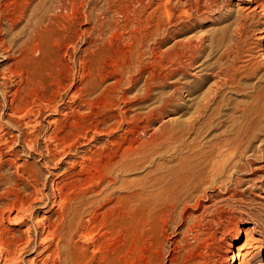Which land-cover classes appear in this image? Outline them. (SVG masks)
<instances>
[{
    "label": "rangeland",
    "instance_id": "rangeland-1",
    "mask_svg": "<svg viewBox=\"0 0 264 264\" xmlns=\"http://www.w3.org/2000/svg\"><path fill=\"white\" fill-rule=\"evenodd\" d=\"M153 1L175 13L137 62L136 0H79L42 58L58 0H0V264H264V0ZM30 60L52 70L25 91Z\"/></svg>",
    "mask_w": 264,
    "mask_h": 264
},
{
    "label": "bare ground",
    "instance_id": "bare-ground-1",
    "mask_svg": "<svg viewBox=\"0 0 264 264\" xmlns=\"http://www.w3.org/2000/svg\"><path fill=\"white\" fill-rule=\"evenodd\" d=\"M81 1V0H80ZM137 1V3L139 4V6H140V8H139V10H137V9H132V7L131 6H125L124 8H123V12H124V14H125V16L128 18V19H134V17H136L137 18V21L136 22H134L133 20H132V27L134 28V31H133V34H132V42L133 43H135L136 42V44H137V48H138V50H137V57L136 58H134L137 62H141V60H142V58H141V55L142 54H140V52H141V48L147 43H149L150 41H153L157 36H158V34H159V30L163 27V25H164V18H165V16H167L168 17V20L167 21H170V19H171V16L175 13V10H173L172 9V6L170 7V4H169V2L168 3H166V4H163V5H160V4H158V3H155L153 0H149V3L147 4H145V2H144V0H136ZM206 1V0H205ZM165 2V1H164ZM59 3V4H58ZM58 5L56 6V7H54V10H53V14H52V16L51 17H49V18H47V17H44L43 19L44 20H38L36 23H35V25H34V29L32 30V32H34V34H33V38H30L27 42L26 41H24V42H26L24 45H25V47H26V44L28 45V47H27V52H26V54H24L25 55V57L24 58H28L29 56H30V54H33L34 53V55H37V54H40V56L42 55L43 57H46L47 56V54L48 53H52V52H46V51H50V50H52V45L50 44V42L49 43H45L43 40H41L40 39V32H43L44 34H47L49 37L48 38H50L51 39V41H58V42H60L61 40H64V39H69L70 41L73 39V37H74V35H75V32H76V28H77V20H78V17H79V14H80V3H79V0H58ZM191 3V2H190ZM2 4V3H1ZM193 4V3H192ZM192 4H191V6H192ZM214 4V3H213ZM195 5H197V3H195ZM5 6V5H4ZM3 6V7H4ZM189 6V5H188ZM2 7V6H1ZM196 8H198V7H196ZM190 9V8H189ZM5 9L3 8V11H4ZM149 10H152L150 13H149ZM186 11V10H185ZM190 11H192V10H190ZM1 12V11H0ZM5 13V12H4ZM7 13V12H6ZM183 13V12H182ZM188 13H190V12H188ZM185 15H187V12L186 13H184ZM183 15V14H182ZM133 16V17H132ZM184 16V15H183ZM87 17H88V15H87ZM90 17V16H89ZM2 18V17H1ZM18 19V18H17ZM130 19V20H131ZM11 20H13V19H11ZM18 20H20V19H18ZM17 21V20H16ZM13 22V21H12ZM170 23V22H169ZM14 24V23H13ZM130 24V25H131ZM233 25V24H232ZM102 26V25H101ZM260 27V26H259ZM229 29H232V27L231 28H229ZM45 36V35H44ZM31 37V36H30ZM46 37V36H45ZM45 40V39H44ZM49 40V39H48ZM34 42V44H32V45H30L29 46V44H30V42ZM16 43V42H15ZM52 43V42H51ZM54 43V42H53ZM65 43V42H64ZM55 46H57V44H54ZM72 45H74V44H72ZM76 45V44H75ZM213 45V44H212ZM22 46V45H21ZM179 46H181L184 50H186L187 52H191L192 54H194L193 56H195L196 54H198L199 52H201V50H202V48H203V43L202 42H199V44H195V43H193L192 42V40H190V41H186L185 43H182L181 45L179 44ZM181 48V49H182ZM54 49V48H53ZM58 49V48H57ZM24 52L23 53H25V50H23ZM152 51H154V49L152 50ZM57 52H58V50H57ZM155 52V51H154ZM154 52H152V53H154ZM35 53H37V54H35ZM57 54V53H56ZM136 55V54H135ZM42 56H41V58H42ZM143 56V55H142ZM155 56V55H154ZM157 56V55H156ZM193 56L192 57H190L189 59H187L190 63H193V60L195 59V58H193ZM182 55L180 56V57H178L176 60H178V61H182ZM184 57V56H183ZM186 57V56H185ZM23 58V59H24ZM36 59V58H35ZM155 59H157V57L155 58ZM154 58H153V60H155ZM40 60V59H39ZM35 61H37V60H30L29 62L27 61V66L24 68V69H22L23 71L21 72V79L23 80V87L22 88H25V91H28V90H30V89H32V88H35V87H37L36 89H40V88H44V86H45V83H46V79L44 78V75H43V73H45V72H47V71H51L52 70V66L50 65V63H49V70L47 69L46 71H45V68L48 66V65H44V66H42V65H40V64H37V63H35ZM154 62V61H153ZM185 62V61H184ZM47 63V62H46ZM188 63V62H187ZM51 64H53V63H51ZM139 64V63H138ZM54 65V64H53ZM180 65H182V64H180ZM22 67V66H21ZM62 68V67H61ZM45 71V72H44ZM15 72V71H14ZM13 72V73H14ZM54 72V71H53ZM17 73V72H16ZM51 73V72H50ZM49 73V74H50ZM18 75L20 74V73H17ZM16 74V75H17ZM46 74H48V73H46ZM62 74V73H61ZM49 76V75H48ZM55 76V75H54ZM66 76V75H65ZM47 77V76H46ZM53 77V76H52ZM19 78V77H18ZM58 79V78H57ZM51 80V79H50ZM58 81V80H57ZM56 81V82H57ZM50 82V81H49ZM55 82V83H56ZM63 82V81H62ZM21 83V82H20ZM48 84H51V83H48ZM46 85H47V83H46ZM52 85V84H51ZM56 85H58V82L56 83ZM63 85H64V83H63ZM72 86V85H71ZM56 87V86H55ZM57 87H59V86H57ZM56 87V88H57ZM66 87V86H65ZM60 88V87H59ZM67 88V87H66ZM61 89V88H60ZM34 90V89H33ZM32 90V91H33ZM52 90V89H51ZM31 91V90H30ZM17 92H19V91H17ZM35 92H37V90H35ZM51 92V91H50ZM58 92H59V90H58ZM57 92V93H58ZM25 93V92H24ZM39 93V92H38ZM80 93V92H79ZM28 93H26V95H27ZM54 94V93H53ZM18 94H16V96H17ZM29 95H32L31 93L29 94ZM29 95H27V96H29ZM37 95V94H36ZM40 95V94H39ZM52 95V94H51ZM51 95H49V97H51ZM15 96V97H16ZM38 96V95H37ZM43 96H45L44 94H43ZM54 96V95H53ZM19 97V96H18ZM24 97V96H23ZM33 97H35V96H33ZM41 97V96H40ZM46 97V96H45ZM56 97V96H55ZM15 99V98H14ZM18 99V98H17ZM30 99V98H29ZM31 99H32V97H31ZM40 99V98H39ZM27 99H25V98H21V103L22 104H27V101H26ZM33 100H35V98L33 99ZM41 100V99H40ZM43 100H44V98H43ZM46 101H47V99H46ZM52 101V100H51ZM16 102V101H15ZM29 102H30V100H29ZM55 102V101H54ZM13 103V102H12ZM29 104V103H28ZM32 104V103H31ZM16 105H17V103H16ZM15 105V106H16ZM30 105V104H29ZM50 105V104H49ZM53 105V104H52ZM24 106V105H23ZM33 106V104L30 106V109H31V107ZM25 108H27V107H24V109ZM13 109V108H12ZM11 109V110H12ZM14 109H15V107H14ZM14 109H13V111H14ZM18 109V108H17ZM17 109H16V111H17ZM29 109V110H30ZM27 110H28V108H27ZM27 110H25L26 112H27ZM21 111V110H20ZM24 111V110H23ZM32 111V110H31ZM30 111V112H31ZM34 111V110H33ZM32 111V112H33ZM31 112V113H32ZM15 113V112H14ZM21 113V112H20ZM23 113H25V112H23ZM33 113H35V112H33ZM32 113V114H33ZM16 114V113H15ZM18 114V113H17ZM30 116H32L31 114H29ZM26 116H28V115H26ZM25 116V117H26ZM23 117V116H22ZM29 127V126H28ZM73 127V126H72ZM59 130V129H58ZM63 131V130H62ZM65 133V132H64ZM53 134V133H52ZM63 134V133H62ZM56 137V136H55ZM57 137H59L58 136V134H57ZM65 137V136H64ZM52 138V137H51ZM50 138V139H51ZM54 138V137H53ZM63 138V137H62ZM56 139H58V138H56ZM59 141V140H58ZM70 142V141H69ZM57 143V142H56ZM55 143V144H56ZM65 143H66V141H60L59 142V145L60 146H63V145H65ZM58 144V143H57ZM68 145V149L67 150H71V148L73 147V145L72 146H70L69 144H67ZM70 146V147H69ZM27 147H29V146H27ZM63 147H65V146H63ZM50 149V148H49ZM48 150V149H47ZM36 153V152H35ZM43 153V152H42ZM40 155V154H39ZM43 155V154H42ZM45 155V154H44ZM42 157V156H41ZM56 157V156H55ZM43 158V157H42ZM44 161H45V159H44ZM58 164H59V162H58ZM57 164V165H58ZM64 164V163H63ZM47 165V164H46ZM56 165V164H55ZM56 165V166H57ZM60 165V164H59ZM47 166H49V165H47ZM39 172H41L40 170H38ZM38 172V173H39ZM32 174V173H31ZM2 175V174H1ZM6 175V174H5ZM4 175V176H5ZM10 175V174H9ZM8 175V176H9ZM53 175V174H52ZM36 176V175H35ZM33 178V177H32ZM2 179V178H1ZM0 179V180H1ZM6 179H7V177H6ZM34 179V178H33ZM35 179H37V178H35ZM32 180V179H31ZM5 181H7V180H5ZM40 181H41V179H40ZM35 182V181H34ZM1 183V182H0ZM40 183V182H39ZM42 183V182H41ZM44 183H45V181H44ZM47 183V182H46ZM45 183V184H46ZM7 184L10 186V190L8 191V192H6V196L8 197V196H12V199H13V196H16L17 198H19V199H21L20 201H19V203H20V207L22 206H25L26 205V198L27 197H24V198H21V194L23 193L24 194V192H21V191H16L17 190V188H16V190L15 191H13L12 190V188L14 187L13 186V183L11 182V179H10V176H9V178H8V181H7ZM35 184V183H34ZM43 184V183H42ZM16 187V186H15ZM14 187V188H15ZM46 188V187H45ZM64 188V187H63ZM56 190V189H55ZM58 190H59V187H58ZM62 190V189H61ZM61 190H60V192H61ZM54 191V190H53ZM57 193V192H56ZM26 195V194H25ZM60 195V194H59ZM29 196V195H28ZM32 196V195H31ZM7 197H5V199L7 198ZM3 198V197H2ZM37 198V197H36ZM59 198V197H58ZM12 199L10 200V201H12ZM15 199V198H14ZM31 199V198H30ZM44 199V198H43ZM42 199V200H43ZM50 199V198H49ZM7 200H9V199H7ZM6 200V201H7ZM16 200V199H15ZM36 200V199H35ZM41 200V199H40ZM15 201H13V205L11 204V206H14V203ZM32 202H33V200H32ZM37 202V201H36ZM42 202V201H41ZM11 202H9V204H10ZM17 203V202H16ZM35 204V203H34ZM16 205V204H15ZM18 206V205H17ZM29 206V205H28ZM7 207H8V205H7ZM21 207V208H22ZM29 207H31V204H30V206ZM10 208V207H9ZM14 208V207H13ZM23 208H25V207H23ZM16 209V208H15ZM11 210H12V208H11ZM19 210H20V208H19ZM23 210V209H22ZM1 211V210H0ZM9 213V212H8ZM19 217H20V215H19ZM0 218H2L3 219V217H0ZM28 220V219H27ZM2 221V220H1ZM51 226V225H50ZM3 239V238H2ZM28 243V242H27ZM26 243V244H27ZM1 244H2V246H4V247H8V244L4 241V240H1ZM0 244V245H1ZM13 246V245H12ZM4 247H3V249H4ZM6 250H7V248H5ZM10 249V248H9ZM13 250V249H12ZM11 252V251H10ZM10 254V253H9ZM64 254V253H63ZM258 255L260 254V253H257ZM257 254H255V256L257 255ZM66 255V254H65ZM69 255V254H68ZM240 257L239 258H237V259H234V261H233V264H239V261H240ZM102 260V259H101ZM100 260V261H101ZM68 261H70L69 259H68ZM63 262V261H62ZM65 264V263H64ZM79 264H81V262L79 263ZM100 264H114V262H113V260L110 258V257H105V258H103V260H102V262L100 263Z\"/></svg>",
    "mask_w": 264,
    "mask_h": 264
}]
</instances>
